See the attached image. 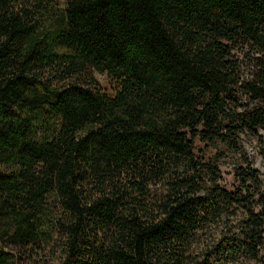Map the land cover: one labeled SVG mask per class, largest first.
I'll use <instances>...</instances> for the list:
<instances>
[{"label": "trees", "instance_id": "trees-1", "mask_svg": "<svg viewBox=\"0 0 264 264\" xmlns=\"http://www.w3.org/2000/svg\"><path fill=\"white\" fill-rule=\"evenodd\" d=\"M248 140L264 0H0V264H264Z\"/></svg>", "mask_w": 264, "mask_h": 264}, {"label": "rangeland", "instance_id": "rangeland-1", "mask_svg": "<svg viewBox=\"0 0 264 264\" xmlns=\"http://www.w3.org/2000/svg\"><path fill=\"white\" fill-rule=\"evenodd\" d=\"M92 77L97 81L100 89H109L110 83L108 78L105 76V74H98L95 72H91ZM245 149L247 151V154L251 157L253 161V166L258 169V171L261 174V177L264 180V165L261 163L258 155L256 154V148H255V143L251 140H248L244 143ZM206 157H211L213 154V151L211 149H208L205 151ZM220 163L222 165V171L224 172V178L226 179L227 182L230 181V176H228V172L231 167V160L229 156H224L221 160ZM51 258H47V262L51 264L50 262Z\"/></svg>", "mask_w": 264, "mask_h": 264}]
</instances>
